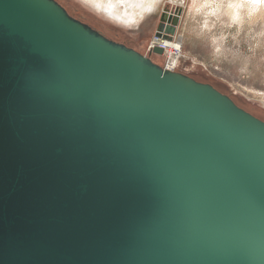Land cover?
I'll return each instance as SVG.
<instances>
[{"label":"water","instance_id":"95a60500","mask_svg":"<svg viewBox=\"0 0 264 264\" xmlns=\"http://www.w3.org/2000/svg\"><path fill=\"white\" fill-rule=\"evenodd\" d=\"M0 264H264V120L57 0H0Z\"/></svg>","mask_w":264,"mask_h":264},{"label":"rangeland","instance_id":"374dc122","mask_svg":"<svg viewBox=\"0 0 264 264\" xmlns=\"http://www.w3.org/2000/svg\"><path fill=\"white\" fill-rule=\"evenodd\" d=\"M57 1L75 18L110 39L153 57L162 67L167 65L166 55L159 57L149 44L156 35L162 11L181 8L177 39L182 41L184 50L180 66L174 71L214 85L240 107L264 120L263 0L254 7H248L247 1L252 3L249 0L246 4L243 0H181L179 4L166 0L158 12L137 26L118 22L87 0Z\"/></svg>","mask_w":264,"mask_h":264},{"label":"bare ground","instance_id":"6f19581e","mask_svg":"<svg viewBox=\"0 0 264 264\" xmlns=\"http://www.w3.org/2000/svg\"><path fill=\"white\" fill-rule=\"evenodd\" d=\"M95 6L102 8L111 17L116 19L118 22L124 23L125 25L137 26L138 23H145L151 14L158 12L161 9V5L166 0H87ZM181 0H172L173 4H179ZM248 7H254L258 0H249ZM264 1V0H263ZM246 4V0H243ZM238 1V4H241ZM243 6H245V4ZM259 3V2H258ZM261 4V3H260ZM183 5V4H182ZM264 5V4H263ZM179 6V5H178ZM257 6V5H256ZM264 8V7H263ZM235 10V9H234ZM174 13L170 12V14ZM181 17V16H180ZM146 18V20H145ZM145 21V22H144ZM178 28V27H177ZM172 39L165 40L164 38H157L155 35L150 42L151 50L156 47H163V51L166 55V67L169 70L174 71L180 66V61L183 58V43L177 39L176 32L171 35Z\"/></svg>","mask_w":264,"mask_h":264},{"label":"crops","instance_id":"0c3cea01","mask_svg":"<svg viewBox=\"0 0 264 264\" xmlns=\"http://www.w3.org/2000/svg\"><path fill=\"white\" fill-rule=\"evenodd\" d=\"M157 55H158L159 57H161V58L163 57V56H161V55H159V54H157ZM159 57H158V58H159ZM150 58H152V59H153V57H150ZM154 62H155V61H154Z\"/></svg>","mask_w":264,"mask_h":264},{"label":"built area","instance_id":"2783aa9c","mask_svg":"<svg viewBox=\"0 0 264 264\" xmlns=\"http://www.w3.org/2000/svg\"><path fill=\"white\" fill-rule=\"evenodd\" d=\"M157 38H159V37H157ZM165 40H167V39H165ZM155 47H156V46H155ZM159 47L163 49V47H161V46H159ZM150 49H151V46H150Z\"/></svg>","mask_w":264,"mask_h":264}]
</instances>
